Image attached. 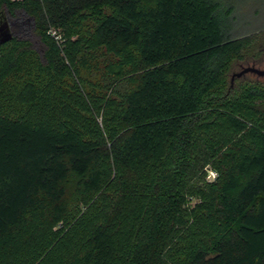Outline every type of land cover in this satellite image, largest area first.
Instances as JSON below:
<instances>
[{"label":"trees","instance_id":"1","mask_svg":"<svg viewBox=\"0 0 264 264\" xmlns=\"http://www.w3.org/2000/svg\"><path fill=\"white\" fill-rule=\"evenodd\" d=\"M231 11L0 0V264H264V81L229 82L264 29Z\"/></svg>","mask_w":264,"mask_h":264},{"label":"rangeland","instance_id":"2","mask_svg":"<svg viewBox=\"0 0 264 264\" xmlns=\"http://www.w3.org/2000/svg\"><path fill=\"white\" fill-rule=\"evenodd\" d=\"M223 10L229 8L232 9L231 13L224 15V21L226 22V27L228 31L232 34H251L258 30L264 29V0H219ZM18 18L22 21L23 36L32 41L34 47L39 46V41L32 33V24L29 19L24 20V13L18 12ZM8 30L1 27L0 32L1 38L8 36ZM253 66L259 69H264V53L261 59L255 63L252 62H239L237 65H234L230 74V84H233L236 73L241 71L244 67ZM249 78H257L264 81V76L260 77L253 73H247ZM211 177V176H210ZM208 178V177H207ZM210 179V178H208ZM196 202L192 200L190 205L193 206Z\"/></svg>","mask_w":264,"mask_h":264},{"label":"water","instance_id":"3","mask_svg":"<svg viewBox=\"0 0 264 264\" xmlns=\"http://www.w3.org/2000/svg\"><path fill=\"white\" fill-rule=\"evenodd\" d=\"M246 73H253L256 74L257 76L262 77L264 76V69H259L253 66H247L241 69V71H239L238 73H236L235 76L239 77L242 74H246Z\"/></svg>","mask_w":264,"mask_h":264},{"label":"built area","instance_id":"4","mask_svg":"<svg viewBox=\"0 0 264 264\" xmlns=\"http://www.w3.org/2000/svg\"><path fill=\"white\" fill-rule=\"evenodd\" d=\"M9 1H11V2H18V1H21V0H9ZM50 33H51L52 35H54V30L50 31ZM210 176H211V177H210ZM214 177H215V172L209 170V171H208V178H210V179H214Z\"/></svg>","mask_w":264,"mask_h":264}]
</instances>
